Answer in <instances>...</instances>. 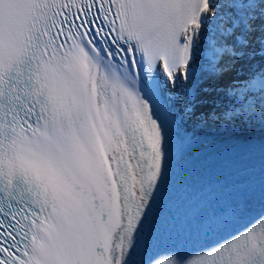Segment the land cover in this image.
Segmentation results:
<instances>
[{
	"label": "snow or ice",
	"instance_id": "snow-or-ice-1",
	"mask_svg": "<svg viewBox=\"0 0 264 264\" xmlns=\"http://www.w3.org/2000/svg\"><path fill=\"white\" fill-rule=\"evenodd\" d=\"M193 117L258 148L223 203ZM0 264H264V0H0Z\"/></svg>",
	"mask_w": 264,
	"mask_h": 264
},
{
	"label": "bare ground",
	"instance_id": "bare-ground-1",
	"mask_svg": "<svg viewBox=\"0 0 264 264\" xmlns=\"http://www.w3.org/2000/svg\"><path fill=\"white\" fill-rule=\"evenodd\" d=\"M208 82L211 83V81H208ZM213 98H214V97H212V96L207 97V99H208L209 101H211ZM211 109H212V104H211V103H208V104H206L204 107L199 108V109L197 110V112H198V113H199V112L208 113L209 111H211ZM193 120H195L194 117H193ZM210 123H212V122L209 121L208 123H206V124H201V125H202V126H204V125H210Z\"/></svg>",
	"mask_w": 264,
	"mask_h": 264
}]
</instances>
